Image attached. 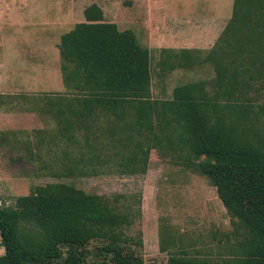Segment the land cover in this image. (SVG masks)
<instances>
[{
    "label": "trees",
    "instance_id": "trees-1",
    "mask_svg": "<svg viewBox=\"0 0 264 264\" xmlns=\"http://www.w3.org/2000/svg\"><path fill=\"white\" fill-rule=\"evenodd\" d=\"M84 18L58 44L65 93L28 109L49 116L57 126L49 143L65 146L55 177L102 168L143 176L156 150L207 177L232 226L221 263L179 249L161 227L166 264H264V0H234L207 52L161 51L163 77L206 64L215 74L178 85L169 100L153 97V58L132 30L106 21L97 4ZM14 98L0 95V110ZM141 217V194L124 204L67 182L36 186L12 205L0 196V264H146L143 232L130 233Z\"/></svg>",
    "mask_w": 264,
    "mask_h": 264
},
{
    "label": "rangeland",
    "instance_id": "rangeland-1",
    "mask_svg": "<svg viewBox=\"0 0 264 264\" xmlns=\"http://www.w3.org/2000/svg\"><path fill=\"white\" fill-rule=\"evenodd\" d=\"M233 3L234 0H0V91L17 97L0 110V114L10 113L9 120L0 121V129H9L0 130L2 201L12 205L34 187L57 182L71 183L89 194L111 200L117 197L124 204L141 194L142 217L130 233L143 232L142 255L146 264H166L168 260L159 248L161 227L175 236L179 249L221 263L227 254L225 236L230 235L232 226L207 177L162 160L156 150L151 151L148 171L143 176H127L102 168L89 177H55L54 173L61 170L55 160L62 159L65 146L49 143L57 129L52 119L28 109L42 107L46 95L65 93L58 44L61 36L80 22L90 5H99L107 20L130 25L135 31L140 29L139 42L143 45L142 32L155 26L158 6L171 16L199 17L229 12L231 15ZM151 55L154 98L158 96V85L160 93L167 94L169 87L199 80L210 82L215 76L206 64L186 72L180 83L169 85L157 70L154 49ZM68 148L79 153L77 146ZM3 254L0 247V256Z\"/></svg>",
    "mask_w": 264,
    "mask_h": 264
},
{
    "label": "crops",
    "instance_id": "crops-1",
    "mask_svg": "<svg viewBox=\"0 0 264 264\" xmlns=\"http://www.w3.org/2000/svg\"><path fill=\"white\" fill-rule=\"evenodd\" d=\"M156 9L157 11L155 12V26L150 25L142 32V34L144 33L145 35L143 45L148 47L150 52L152 51V49L155 50V65L159 61L160 53L162 50L187 49L207 52L215 45L232 17V14L230 15V12L229 14L224 15L213 14L211 16L203 15L199 17L190 15L171 16L170 13L163 12L164 8H162L161 6H158ZM104 14L106 21L117 24L121 31L132 30L136 34L137 38L140 39V29L135 31L130 25L120 24L116 20H107V14L105 12ZM84 21L85 18L83 14L82 19L78 23ZM71 29L72 28H70L67 32H69ZM186 72L188 71L176 70L168 74L166 77L162 78V81L167 80L169 85H171L173 82L176 84L180 83L181 81H183ZM182 84L183 83H181V85ZM175 87H169L166 94L162 92L160 93V87L158 85L156 92L158 96L155 99H171L172 92ZM9 94L10 93L6 90L0 91V95H3L5 97H9ZM9 115L10 113H1L0 121L9 120ZM0 130L7 132V130L9 129L5 128Z\"/></svg>",
    "mask_w": 264,
    "mask_h": 264
}]
</instances>
